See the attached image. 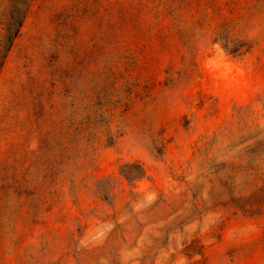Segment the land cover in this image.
Wrapping results in <instances>:
<instances>
[{
	"label": "rangeland",
	"instance_id": "374dc122",
	"mask_svg": "<svg viewBox=\"0 0 264 264\" xmlns=\"http://www.w3.org/2000/svg\"><path fill=\"white\" fill-rule=\"evenodd\" d=\"M0 264H264V0H32Z\"/></svg>",
	"mask_w": 264,
	"mask_h": 264
},
{
	"label": "trees",
	"instance_id": "16d2710c",
	"mask_svg": "<svg viewBox=\"0 0 264 264\" xmlns=\"http://www.w3.org/2000/svg\"><path fill=\"white\" fill-rule=\"evenodd\" d=\"M31 1L32 0H10L8 12L4 21V33L0 34V75L10 50L20 34Z\"/></svg>",
	"mask_w": 264,
	"mask_h": 264
}]
</instances>
